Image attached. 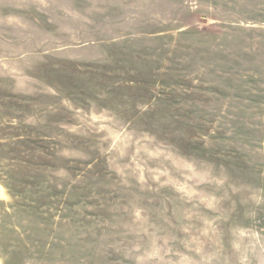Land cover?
I'll return each instance as SVG.
<instances>
[{"label": "rangeland", "instance_id": "374dc122", "mask_svg": "<svg viewBox=\"0 0 264 264\" xmlns=\"http://www.w3.org/2000/svg\"><path fill=\"white\" fill-rule=\"evenodd\" d=\"M0 264H264V0H0Z\"/></svg>", "mask_w": 264, "mask_h": 264}]
</instances>
